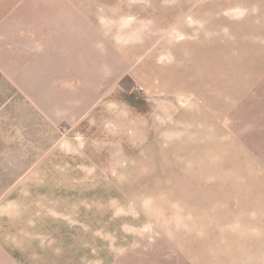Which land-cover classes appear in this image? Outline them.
<instances>
[{
    "label": "rangeland",
    "instance_id": "1",
    "mask_svg": "<svg viewBox=\"0 0 264 264\" xmlns=\"http://www.w3.org/2000/svg\"><path fill=\"white\" fill-rule=\"evenodd\" d=\"M32 15L98 78L74 126L32 105ZM0 17L23 74L0 75V264H264V0H0Z\"/></svg>",
    "mask_w": 264,
    "mask_h": 264
},
{
    "label": "crops",
    "instance_id": "2",
    "mask_svg": "<svg viewBox=\"0 0 264 264\" xmlns=\"http://www.w3.org/2000/svg\"><path fill=\"white\" fill-rule=\"evenodd\" d=\"M30 10L31 12L33 11L31 3ZM33 17V24H31V28L34 30L33 34L35 35V33H37L35 28H38V30H41L42 28L40 34L41 38L39 40H43V44H40L42 52L37 53L35 42L37 39L36 37L33 38L34 41L31 44L33 48L31 49V53H29L30 56L28 58V76L30 77L29 81L31 85L30 92L33 93L32 98L34 101L32 102V105L42 109L44 116L49 117L53 123L64 122L74 126L84 115L90 114L89 116H93L95 110L93 109V102H96L95 95L85 91V86H92L93 81L95 82L98 78L95 79L96 75H93V78L85 80V83L83 84V69H78L77 67L69 68L67 63L69 61L68 54L62 53V51L52 52V37L50 32L52 26H50L49 23L47 24L48 21H46V17H44L45 19L43 21H41V18L36 19V16ZM1 20L2 18L0 17V21ZM60 21L57 22L58 25H60ZM67 23L69 24L68 20ZM76 24L78 25V22H71L69 25L74 27ZM77 28L81 31L83 24L80 23V26L78 25ZM46 30H49V32H46ZM70 39L73 40V36H70ZM78 40V44H81L80 54L82 58H85L84 53L87 50V44L84 41L85 39L83 36ZM56 48L58 49V47ZM59 48L61 49L62 46ZM69 52L73 53L70 50ZM86 55L88 61L86 65L89 66L90 62L94 60L91 58H93L95 54L88 52ZM83 61H85V59H83ZM102 68H105L106 70L109 69L106 65H103ZM19 70H21L20 59H14L11 54H6L3 49V44L0 42V75H23L18 73ZM96 70L99 69L97 68ZM157 78L160 82L158 85L159 87L161 85L160 75H157ZM77 82H79V85H76ZM177 94L171 95L170 97L178 96ZM175 103L179 104L177 101L175 102L174 100H170L169 103H167L169 108L166 109V115L161 111L162 114L158 112L155 114V117H159L161 119H164L165 117L169 120L172 119L171 117L174 116L173 112L176 109L174 106ZM116 108L117 106L115 105V102L109 105L107 110L103 113V119L115 121ZM119 108L122 112L124 110V114L127 117L131 118L133 112L132 106L129 109H124L123 107ZM133 109L138 110L139 112L138 122L140 124V128H142L141 133L147 135L143 138L147 140L151 134V128L148 121V106H145V103H139L138 106H135ZM131 121L132 120H130V123L133 124ZM134 124L137 125L136 123Z\"/></svg>",
    "mask_w": 264,
    "mask_h": 264
}]
</instances>
